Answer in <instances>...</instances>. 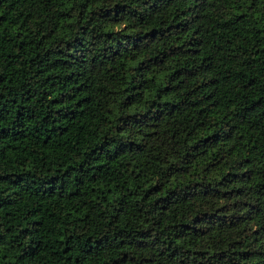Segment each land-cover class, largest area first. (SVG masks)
Here are the masks:
<instances>
[{"label": "trees", "instance_id": "obj_1", "mask_svg": "<svg viewBox=\"0 0 264 264\" xmlns=\"http://www.w3.org/2000/svg\"><path fill=\"white\" fill-rule=\"evenodd\" d=\"M0 264H264V0H0Z\"/></svg>", "mask_w": 264, "mask_h": 264}]
</instances>
